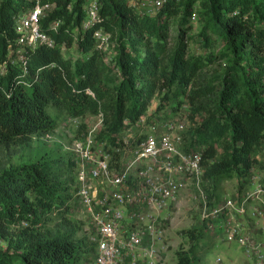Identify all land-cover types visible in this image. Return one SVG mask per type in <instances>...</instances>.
<instances>
[{"label": "trees", "instance_id": "trees-1", "mask_svg": "<svg viewBox=\"0 0 264 264\" xmlns=\"http://www.w3.org/2000/svg\"><path fill=\"white\" fill-rule=\"evenodd\" d=\"M88 1L42 0L51 6L39 26L53 47L22 49L19 62L13 20L32 4L0 0V239L7 241L0 264H84L94 257L66 218L73 153L11 163L13 147L47 140L59 119L100 114L96 140L121 148L119 135L163 93L158 110L165 102L177 112L183 100L199 122L184 139L200 152L210 199L218 200L227 181L237 180L241 193L252 171L264 173L255 156L264 140V0H162L151 13L128 0H96L97 19L82 31ZM99 29L109 36L106 52L94 46ZM71 50L76 58L63 55ZM205 224L183 232L189 246L175 252L173 264L204 263L213 248Z\"/></svg>", "mask_w": 264, "mask_h": 264}, {"label": "built area", "instance_id": "built-area-1", "mask_svg": "<svg viewBox=\"0 0 264 264\" xmlns=\"http://www.w3.org/2000/svg\"><path fill=\"white\" fill-rule=\"evenodd\" d=\"M26 1L32 5L13 20L19 62L23 61L22 49L53 47L52 40L39 26V20L51 5L42 0ZM149 1L150 8L162 3V0ZM128 2L140 7L138 1ZM97 12L96 0H89L82 31L92 26ZM93 39L97 51L109 50V36L103 30L94 31ZM93 118L96 125L73 141L76 179L68 204L71 216L75 215L74 219L83 225L86 239L94 249L90 264H160L154 242L161 232L156 225L178 192L188 186L201 205V218L208 229L220 230L226 243L236 244L247 259L264 264V244L251 241L240 222L250 207L251 217L264 216L263 186L253 183L251 178L250 190L240 200L223 198L219 204L212 202L210 207L201 186L204 167L200 164V152L189 150L184 139L188 138L184 122L172 120L153 125L144 138L130 143V147L122 142L123 147L116 148L96 140L102 119L100 114ZM112 152L118 155L115 166L111 162ZM255 156L259 160L264 158V140ZM214 264H222L221 259L216 257Z\"/></svg>", "mask_w": 264, "mask_h": 264}, {"label": "rangeland", "instance_id": "rangeland-1", "mask_svg": "<svg viewBox=\"0 0 264 264\" xmlns=\"http://www.w3.org/2000/svg\"><path fill=\"white\" fill-rule=\"evenodd\" d=\"M138 1L140 7H143L144 12H150V3L149 0H135ZM194 30L190 35L196 36L197 29L194 26ZM175 28L176 25H171L169 31V46H172L173 40L175 38ZM196 29V30H195ZM189 35V36H190ZM67 54L71 55V58H76V54L73 50L68 52H63V55L66 57ZM112 53H109L104 60V63L107 65L110 62ZM163 93L155 94L152 101L150 102L145 114L142 116L141 120H138L134 126L123 131L119 135V139L130 147V143L135 142L138 139L144 138L145 134L149 131L150 128L155 125L157 127L160 123H165L172 120H179L184 122V126L187 127L188 132L192 133V130L197 126L199 122H196L193 118H190L188 104L182 99V106L179 111L173 112L170 104L165 102L161 105L162 109L158 110L160 106V100ZM97 120L93 118L92 115H85L82 118L78 119H59L57 121V126L55 130L49 133L48 139L45 140L44 137L31 138V141L25 147L15 146L12 148L13 153L15 154L11 159L13 165H22L29 164L43 155H49L51 158H63L64 156H72L71 150L74 149L73 141L85 136L86 133L91 130L96 125ZM189 139L186 140V143ZM99 142V141H98ZM189 150L192 152H199L196 146H190ZM188 150V151H189ZM220 154V150H218ZM73 157V156H72ZM262 179L264 182V173L258 171H252V177ZM74 181L76 175L74 176ZM250 178V179H251ZM238 182L233 179L225 182L220 191L218 200L210 199V207H213L212 202L220 203L223 198L226 199H237L240 200L250 189L251 183L248 182L247 187L239 193L237 190ZM202 186V184H201ZM259 186L264 187V183L259 184ZM74 188V185L71 189ZM203 188V187H202ZM74 191H72L73 194ZM201 205L198 199L195 198L193 190L190 186L186 189L178 192L176 200L170 206L166 213L163 214L162 218L158 221L156 225L157 231L161 232L160 237L154 242V246L159 251L157 255L158 261L160 264H173L175 262V252L178 249L186 250L189 246V241L186 236L183 234L184 231H192L199 229L202 224L205 222L201 218ZM69 208L66 210V218L70 220L69 222L75 224L77 227V233L75 234L76 239L84 238L86 239V233L84 232L83 225L77 222ZM262 215H256V219L264 220ZM260 217V218H259ZM243 226L244 232L250 237L251 241H254L258 244H264V233L258 234L255 232V226L249 220V217L246 219H240ZM258 222V221H257ZM56 222H49L46 224L48 228H52ZM206 230L207 234L212 238L213 248L210 254L207 256L203 264H214L215 258L218 257L221 259L222 264H256L255 262L246 258L243 250L240 249L236 244H228L222 239V233L220 230L208 229L207 224ZM257 226V225H256ZM7 246V241L0 239V250H4ZM228 254V255H227ZM232 254L235 259L234 262H229L232 259L229 255ZM242 255V256H241ZM244 259V261L242 260ZM93 257L91 256L84 264H90ZM242 263H241V260Z\"/></svg>", "mask_w": 264, "mask_h": 264}, {"label": "crops", "instance_id": "crops-1", "mask_svg": "<svg viewBox=\"0 0 264 264\" xmlns=\"http://www.w3.org/2000/svg\"><path fill=\"white\" fill-rule=\"evenodd\" d=\"M263 161H264V158L262 159ZM253 179H254V181H253V183H255V184H261V183H264L263 182V180L262 179H258L257 178V176L256 177H252ZM250 190V189H249ZM251 212H252V207H250V209L249 210H247V214H246V219L249 217V220H250V218H251V221L252 220H254V221H256V222H253L254 223V225L255 226H252V227H255V232H257L258 234H263L264 233V220H260V219H256V218H253V217H251ZM262 217H264V216H261V219H262ZM260 218V217H259ZM258 221V222H257ZM257 225V226H256ZM228 255V254H227ZM232 259H230V263L231 262H234V258H233V255L232 254H230L229 255ZM242 256V255H241ZM241 260V259H240ZM242 260L244 261V259L242 258ZM242 260H241V263H242ZM235 263H236V260H235ZM234 263V264H235Z\"/></svg>", "mask_w": 264, "mask_h": 264}]
</instances>
